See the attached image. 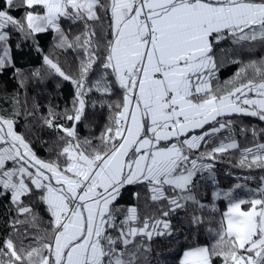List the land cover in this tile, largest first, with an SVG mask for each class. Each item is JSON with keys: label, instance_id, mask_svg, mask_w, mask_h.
Here are the masks:
<instances>
[{"label": "snow or ice", "instance_id": "6c2138e0", "mask_svg": "<svg viewBox=\"0 0 264 264\" xmlns=\"http://www.w3.org/2000/svg\"><path fill=\"white\" fill-rule=\"evenodd\" d=\"M257 50L264 0H0V264H264Z\"/></svg>", "mask_w": 264, "mask_h": 264}, {"label": "trees", "instance_id": "16d2710c", "mask_svg": "<svg viewBox=\"0 0 264 264\" xmlns=\"http://www.w3.org/2000/svg\"><path fill=\"white\" fill-rule=\"evenodd\" d=\"M43 46L45 47V49H47V43H44ZM13 55L15 56L16 59V63L17 66L19 67H23V68H27L29 66L31 67H36L37 63L36 62V58L35 55H31L29 56L27 54L28 50L24 49L23 52L18 53V50L15 48V42L13 41ZM254 55L256 57H259L260 55H264V51L261 50H257L255 51ZM233 70L232 67L227 68L222 70L223 75H222V79L224 76L230 75L231 71ZM16 82L11 80L10 78V74L9 75H4L2 73H0V100H2V93L6 90L8 92H12L13 88L15 87ZM40 88L43 89V96H47V94L49 92L52 91V89L54 88V84H52L51 82H49L47 84V86H40ZM40 88H34V86H32L31 84L28 86V94L29 97H31L33 95V93H37V94H41L40 93ZM70 90V85L67 88L62 89V91L64 92L65 97H67L68 91ZM23 91V90H22ZM54 101H55V96L53 97ZM43 102V100H42ZM61 104H63V101H59ZM244 123L247 125H251V124H255L258 127L261 126V122L257 121L255 118H251V117H246L244 120ZM241 144L243 145L245 143V141L241 140L240 141ZM33 147L35 148V150L37 151V153L41 156L45 155L43 149L38 145V144H34ZM234 161V158H233ZM231 173H242V170L238 169V168H231L227 163H219L217 165V182L220 186H230L231 183L234 182V178L231 175ZM253 175L256 176L257 180L259 179V176L261 175L259 170H254ZM252 186H255V181H250L249 182ZM209 191L208 189H202L201 190V195H204L205 192ZM127 200V197H125L124 200H121L120 203H124ZM219 207L221 209H223L224 205L223 203H221L219 205ZM179 244H184L186 243L185 240V233L180 232L179 234ZM205 240L207 239L206 237L204 238ZM182 248L177 247L176 245L166 248L162 251L159 252V256L157 257V249L154 247L153 248V257L154 258H158L160 261V264H178V259H179V253L182 252Z\"/></svg>", "mask_w": 264, "mask_h": 264}]
</instances>
